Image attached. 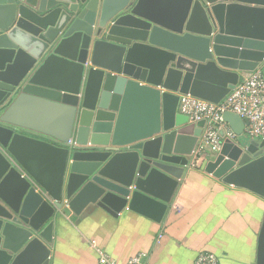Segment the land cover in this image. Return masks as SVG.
<instances>
[{
	"label": "water",
	"instance_id": "water-1",
	"mask_svg": "<svg viewBox=\"0 0 264 264\" xmlns=\"http://www.w3.org/2000/svg\"><path fill=\"white\" fill-rule=\"evenodd\" d=\"M263 62L264 0H0V264H49L54 220L110 194L159 223L168 207L137 179L180 181L204 125L179 96L219 103ZM55 66L73 68L68 85L44 78ZM35 90L62 104L59 135L11 120ZM223 120L236 142L204 173L264 199V140Z\"/></svg>",
	"mask_w": 264,
	"mask_h": 264
},
{
	"label": "crops",
	"instance_id": "crops-1",
	"mask_svg": "<svg viewBox=\"0 0 264 264\" xmlns=\"http://www.w3.org/2000/svg\"><path fill=\"white\" fill-rule=\"evenodd\" d=\"M145 63L151 72L160 64L156 56ZM72 75L73 68L55 66L44 78L54 85H61V80L68 85ZM61 105L35 90L10 118L59 135L64 123ZM143 110L141 123L149 126V106ZM133 114L131 109L130 119ZM137 181V188L167 205L159 223L129 211L128 200L114 194L77 213L65 208L54 220L49 264H99L95 248L116 264H126L138 253L148 264H194L199 252L214 254L218 264H264V199L199 170L186 171L180 181L152 170Z\"/></svg>",
	"mask_w": 264,
	"mask_h": 264
},
{
	"label": "built area",
	"instance_id": "built-area-1",
	"mask_svg": "<svg viewBox=\"0 0 264 264\" xmlns=\"http://www.w3.org/2000/svg\"><path fill=\"white\" fill-rule=\"evenodd\" d=\"M178 112L195 125L204 121L201 134L189 158L188 170L203 171L204 165L213 159L226 142H236V136L224 122L225 113H233L248 121L243 135L249 140H264V62L252 72L242 73L238 84L219 103L204 101L188 94L180 95ZM221 132V134H220ZM91 245L95 247L94 241ZM99 264H116L105 252L95 248ZM126 264H148L146 257L138 253ZM194 264H218V258L210 252H200Z\"/></svg>",
	"mask_w": 264,
	"mask_h": 264
},
{
	"label": "rangeland",
	"instance_id": "rangeland-1",
	"mask_svg": "<svg viewBox=\"0 0 264 264\" xmlns=\"http://www.w3.org/2000/svg\"><path fill=\"white\" fill-rule=\"evenodd\" d=\"M199 253H200V252H199ZM199 253H198V254H199Z\"/></svg>",
	"mask_w": 264,
	"mask_h": 264
}]
</instances>
